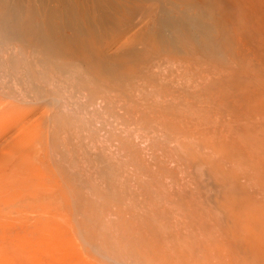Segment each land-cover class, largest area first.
<instances>
[{
  "label": "bare ground",
  "instance_id": "1",
  "mask_svg": "<svg viewBox=\"0 0 264 264\" xmlns=\"http://www.w3.org/2000/svg\"><path fill=\"white\" fill-rule=\"evenodd\" d=\"M165 12L170 14L169 17H165ZM30 14L39 16L37 25L29 26ZM51 24L58 28L51 29ZM134 29L136 31L128 36ZM79 33L88 34L85 47L82 42L80 47L74 46L67 55L55 50L68 42L66 39L71 35L79 37ZM138 40L143 41V46L132 47ZM49 41H52L51 49ZM144 41H147V46H144ZM117 43L120 44V51L109 53L108 49ZM24 50L27 52L26 61L15 65L20 58L17 51ZM173 54L181 56L177 63L167 59ZM162 59L172 68L177 64L181 73L162 82L160 89L165 98L158 104L162 111L160 115L155 117V113L148 110L144 116L152 119L151 122L158 125L159 130L163 129L161 134L155 132L153 136L152 133V145L156 149L161 148L167 155L152 167L154 172L151 171V174L149 163L140 160L138 153L148 149L145 141H139L135 136L140 132L132 135L130 132L133 129L128 127L118 128L119 132L114 130V139L125 148V156L135 166L132 167L133 175L140 181V186L121 179L118 187L113 186L112 193L116 196L120 193L116 202L126 206L129 199L131 208L124 207L123 214L128 211L130 216H126L130 222L132 219L134 225L126 227L125 233L121 232V238L118 233H111L110 241L114 249L111 253L106 252L105 256L120 264L119 258L125 259L124 253L132 250L133 264H264V0H0V92H4L12 80L13 83H27L29 87L33 84L38 90L34 96L37 94L38 97L57 101L59 97L52 96L55 91L52 92L50 86L57 78H65L70 68H77L80 74L76 78L72 75L69 93L87 101L86 104L89 103L94 110H103L105 106L112 107V110L114 102L112 99V103L108 102L107 93L117 85L115 81L126 82V78L133 73V78L141 77L147 84L156 77V73L159 74L156 65ZM145 62L152 65L151 69L140 66ZM167 63L164 65L169 66ZM51 72L55 76L53 79L50 77L52 82L45 77ZM93 79L111 89L104 95L91 98L85 85ZM3 97L8 103H12L10 100L13 99L22 104L32 101L29 92L4 94ZM56 104L59 105L58 102ZM116 108L117 116H121L123 107ZM78 116L80 119L81 115ZM80 120L76 119L79 123ZM58 123L54 126L63 136L59 137L54 130V138H60L63 148H66V132L71 122L64 117ZM75 132L78 133L77 130ZM105 144L110 145L111 142ZM52 147L55 148V145ZM63 148L55 149L57 157L61 154L72 156V149ZM110 153L112 157L114 154ZM144 158L147 160L148 157L144 155ZM107 160L110 161L108 156ZM76 167L79 169L78 164ZM64 169L58 170L62 183L70 193L74 188L79 192L76 186H71L70 174L66 176L68 173ZM111 170L103 172L111 174ZM235 170L239 173H234ZM80 179H76L75 183L86 182H80ZM155 189L158 191L155 192L157 200L151 201L149 192ZM183 217L198 221V230L194 231L193 227L182 222ZM106 220L110 221L109 218ZM230 221L234 227L223 226ZM216 233H220V238ZM100 245V249L97 247L99 250L103 246ZM127 259L130 263V258Z\"/></svg>",
  "mask_w": 264,
  "mask_h": 264
},
{
  "label": "rangeland",
  "instance_id": "2",
  "mask_svg": "<svg viewBox=\"0 0 264 264\" xmlns=\"http://www.w3.org/2000/svg\"><path fill=\"white\" fill-rule=\"evenodd\" d=\"M32 4L35 5V3H32ZM50 14L51 16L54 15L53 13H50ZM164 15L165 17H169L170 14H168V12H165ZM29 17H30L29 26L38 24L37 21L39 20V16L30 14ZM70 17L71 16H68L69 20H71ZM138 26L139 25H137V27ZM49 27L51 29L58 28L54 24H51ZM136 29L131 31L128 34V36L133 34L136 31ZM78 35L79 37L78 36L73 37V35H71L69 39H66L68 42H65L62 46L60 45L55 50L60 51L64 55H67L70 50L74 49V46L80 47L82 42L85 43V40L87 41L88 34L85 33L81 35L79 33ZM107 39H109V37ZM123 40L124 39H121L120 41H123ZM51 42L52 41H49L48 43V47L50 46L49 49H51V44H52ZM146 42L147 41H144V43ZM119 43H117L116 46H113L112 47L113 49L112 48L110 49L111 51L108 49V52L114 53L118 50L120 51L121 48L119 49V45H120ZM85 45H87V43H85L82 46L85 47ZM133 45H135V47ZM137 45L143 46V41L138 40L137 42L132 44V47L137 48L138 47ZM144 46H147V43ZM24 51L22 52L17 51L16 54H19L18 57L20 56V58H19V61L15 65H17L20 61H23V60L26 61L27 57L25 56V54L27 52L26 51L24 52ZM16 54L14 55L15 58L17 57ZM172 56H170L167 59H170V61L174 60L175 63H177V61H179L181 57L180 55H177V54L176 55L173 54ZM165 59H162L163 60L162 62L158 61L160 65L156 62L157 65L156 64L155 65L158 68V69L156 68V71L158 70L159 74L157 75L156 73V77H153V79L151 81H148L147 84L144 82V80H142L141 77L139 79L133 78L132 76L133 73H132L130 74V76L126 78V82H123L121 80L118 83V81H115V83L117 82L116 84L118 86L117 85L113 86L112 90H110L111 88H108V86L104 85L100 81H97V79H93L94 81L92 80L88 82L90 84L87 83L85 85L86 90H88L89 96L94 99L97 98L98 96L106 94L107 90H110L111 92H109V94L107 93L108 95L107 99H109L108 102L111 101L110 99H112V102H114L112 105L114 107L113 108L114 110L113 109L111 110L112 107L110 108L106 106L104 108L105 111L104 109L94 110L93 107H90L88 105L89 103L86 104L87 101H85L84 99L80 97L75 98L74 95L69 93V91L72 88L71 85L73 82L72 81L73 76H75L76 78L80 74L77 68L76 70L74 68H70L69 69L70 71L65 73L66 75L65 78L59 77L57 78V80H55V83L57 84V86L54 82H53L54 85L50 86V88H53L52 92L58 91V93L54 92V94L52 95L55 98L59 97L57 98V101L52 100L51 98L46 99V97L45 98L38 97L37 94L34 96V94L38 92V90H35V87H33V84H30V87H29L26 85L27 83L26 84L13 83L12 80L8 82L9 86L5 87L6 89L4 90V92H0V264H116L118 262V261L116 262L115 260H112L109 257L105 256L106 252L111 253V251L114 249L113 243L110 241V239H112L111 236L112 234L116 235V233H118L119 235L118 234L117 235L119 236V238H121L122 236L121 234L125 233L124 230L127 229L129 225L133 226L134 223L132 222V219L130 222L129 217H128L130 216V213L128 211L127 213L123 214L124 213L123 210L125 209L124 207L127 206V208H131L129 204V199L127 200L128 205L126 206H123L122 204H120L119 201H118L119 203L116 202L115 199L119 200L120 193L119 195L117 194V196L114 195L112 193L114 190L113 186L116 185L118 187L120 182L124 180L130 181L131 183H134L136 186H140V181L138 179H135L134 177L135 172L133 171V168H135V166L131 161L128 160V156L127 157L125 156L124 154L126 152L125 148L114 139L113 134L115 132H119L118 128L127 129V127L128 129L130 128L133 129L130 132L131 134L133 133L132 135H134L136 132H140L139 134L136 133L135 136H138L139 141L140 140L145 141L146 147L148 149H146L145 152L139 151L138 153L140 156V160L143 159L145 160L147 164L149 163L148 164L150 166L149 171L151 174H152L151 171L154 172V169H152V167L158 162V160L159 161L163 160V157L166 158L165 155H167V153H165L159 147L157 148L158 149L157 150L155 146L152 145L153 144L152 137L154 136L155 132L156 134L158 133L161 134L163 133V129L159 130V126L151 122L152 119L148 120L144 116L146 115L148 110L151 112H154L155 117H157V115H160V112L162 111L159 110L161 108H158L159 107L158 104L162 100V98L163 99L165 98V95L163 94V92H161L162 82L165 80H169L173 77H176L179 73H181L180 67L177 66V64H175L176 66L173 65L174 68H172L171 67L172 65L168 64L166 61L167 59L166 60ZM145 63H141L140 66L142 65L141 67H144L146 70L152 67V65L148 63L145 64ZM166 63L169 66L167 65L165 66L164 64ZM158 66L163 67L168 70L166 71L165 69L160 68ZM177 69H179L180 72H178ZM160 70L163 73L159 72ZM164 71L166 72L164 73ZM76 72L77 73L79 72V73L76 74ZM53 74L54 73L52 72L45 74V77L46 78L48 77L47 79H50V77H52L53 79V76H54ZM162 74H165V75L163 76ZM69 77H72V78L69 79ZM66 78L68 79V81ZM50 81L52 82L53 80L50 79ZM97 83H98V86H97ZM126 83L129 86L126 85ZM63 84H65L64 86L67 87L68 90L67 88H64ZM58 85H59V90H58ZM131 89L133 90L134 93L132 92ZM136 90L137 91L139 90L140 92H137ZM21 92H29L31 96V100H32L29 104H22L20 101L18 100L16 101L14 99L10 100L12 103H8V100H6L7 98L3 97L4 94H17ZM59 92H62V94ZM138 93L141 96H139ZM37 98H40V99H37ZM79 98L80 100H78ZM57 102L59 105L56 104ZM54 103L56 106L54 105ZM118 103L120 105H117ZM145 104L147 105V107L149 105V107L145 108ZM126 105H130L131 108H127ZM26 106L28 108L30 107L31 111H30V108L29 110H25V108H27ZM66 107L68 108V111ZM116 107L117 108L123 107V109L120 112L122 113L121 116L124 115V117L123 116L121 117L120 115L117 116V112L115 111ZM164 107H167V105H165ZM71 110L74 113H72ZM82 110L84 113H82ZM74 114H77V115H74ZM104 114L107 116H105ZM78 115H81L80 119H82L85 122H82V120L78 118L79 117ZM96 115H98V117ZM59 116L61 117V119L64 117L68 118V121L71 122L68 128L69 130L67 129V132H66V135H67L66 148L70 150L72 149L70 153L72 154V156L70 155L63 156L60 153L61 155L59 156L61 157H57L55 153V149L59 150V148H63L61 139L54 138L55 136L54 130H57L58 133L60 132L59 128L57 126H54V124L56 125V123H58L59 120H61L59 119L60 118ZM54 117H56V119ZM99 117H101V119ZM51 119L53 121H51ZM76 119H78V121L80 120V123L77 122ZM135 119L137 120L135 121ZM94 120H96L97 126L95 125ZM110 120H112V122H110ZM141 120L142 122H140ZM73 121H75V124ZM100 123L101 124L103 123V125H101ZM139 125L140 127H138ZM112 126L114 128H112ZM149 126H152V127H150V129L148 128L147 130V127ZM51 127H53V129H51ZM142 127L144 128L145 131L143 130ZM160 127L162 126L160 125ZM80 128L82 131H80ZM137 129H140V130H137ZM51 130H52V133L50 132ZM76 130L78 131L80 135L77 132H75ZM141 130L143 131L141 132ZM146 132L148 135L146 134ZM50 133L54 135L52 136ZM152 133H153V136H152ZM61 135L62 134L59 133V137L63 136ZM78 135L80 136L79 138H78ZM147 138L149 139V141H147L148 140ZM109 142H111L110 145L105 144ZM53 145H55V148L52 147ZM95 145L97 146L95 147ZM105 146L107 149L109 148L108 149L109 151H107ZM109 146L112 147V149ZM66 148L64 147L63 149H66ZM104 151L105 153H103ZM110 151L113 152L114 157L113 156L111 157L112 153H110ZM161 151L162 153L160 155ZM78 154L79 155L81 154L80 155L81 157ZM144 155L145 157H148L147 160L144 158ZM107 156H108V159L110 160L109 162L107 160ZM150 156H152L151 157L152 159L150 158ZM61 160H62V163H61ZM108 163L110 166L108 165ZM76 164L79 165V169H77L78 167L75 168ZM71 165L72 166L74 165V166L72 167ZM83 166L85 167V169ZM60 168H63V169L65 168L64 169L65 173H68L66 174V176L70 174L69 181L70 183L72 182L71 186L73 187L76 186L78 190H80L79 192L74 190L75 189L74 188L73 193H70V190L67 187H65V185L62 183L60 174L58 173V170ZM109 168L113 169L111 170L112 173L105 175L103 171L108 170ZM89 169L91 170L89 171ZM81 173L83 174V176ZM234 173H239V170H235ZM81 176H82V179H80ZM127 176H129L130 178ZM117 178H118V181H117ZM76 179L78 180L80 179V182L82 181L83 182L86 181V182L82 184L79 182L75 183ZM120 179L122 181H119ZM163 180L165 181L166 179L164 178ZM212 180L213 179H211V181ZM156 189L158 190V188ZM156 189L155 191L151 190L152 192L151 191L149 192L151 201L157 200L156 199L157 194L155 192H158V191H156ZM137 190H139V187H137ZM91 195H94V196H91ZM92 197H95L96 199ZM127 198H129V195ZM134 199L135 198H133V201ZM114 202H115V206H114ZM120 210L122 211L121 212L122 214L120 213ZM110 213H111V216H110ZM106 214L108 215V218L110 221L106 220L108 219V218H105ZM206 214H207V211H206ZM125 218L128 219V221H126ZM182 220H183L182 222L187 224L188 227L190 226L193 227L194 231L198 230L199 228V227L197 228L198 225L200 226L198 221L192 220L190 217H187V218L185 217V219L183 217ZM237 222L235 223L236 225H237ZM195 223L197 225H195ZM104 224L106 225V229H105ZM227 225L230 226L231 228L234 227L233 226L234 223H232V221H230L229 224H224L223 226L228 228ZM101 226L104 227L105 231L103 227ZM121 227L123 230L121 229ZM109 229H111L110 232H109ZM112 229H114L115 232ZM117 230L118 232H116ZM220 233L221 235H223L224 232L221 231ZM220 233H218L219 238H220ZM215 235H217V233ZM99 245L100 246L103 245L101 247V250H99L100 249ZM105 246H107V248ZM95 247L96 248L98 247L99 249L97 248L98 249L97 250ZM109 249L111 250L109 251ZM130 251H126L127 253H124V255H126L124 256V258L125 257H126L125 259H127V257L130 258V263L133 264V261H134V258L132 257L133 251L132 250ZM104 257H106L107 259L106 258L104 259ZM125 259L119 258V261H121L120 264H130L129 260L128 259L125 260ZM117 264H119V262Z\"/></svg>",
  "mask_w": 264,
  "mask_h": 264
}]
</instances>
